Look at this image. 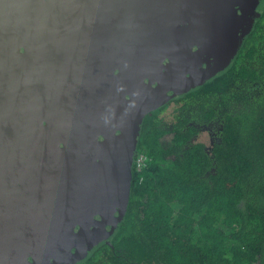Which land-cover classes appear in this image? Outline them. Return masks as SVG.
Masks as SVG:
<instances>
[{"label": "flooded vegetation", "instance_id": "obj_1", "mask_svg": "<svg viewBox=\"0 0 264 264\" xmlns=\"http://www.w3.org/2000/svg\"><path fill=\"white\" fill-rule=\"evenodd\" d=\"M224 1L0 0V221L35 225L41 215H50L58 175L71 179L87 204L98 208L105 191L83 190L78 178L95 174L84 162H105L128 145L129 137L117 138L142 115L132 177L147 118L156 112L167 122L183 98L236 61L237 55L224 71L205 79L213 50L230 51L241 41L238 54L262 21L264 10L254 28L239 37L242 12L222 8L218 3ZM196 126L201 131L192 141L201 142L207 132L210 153L221 139L218 124ZM114 210L118 215L119 207ZM93 218L98 229L102 217L93 213ZM112 225L105 223L108 231ZM115 235L79 264L112 247ZM58 258V264L69 261ZM53 261L49 257L41 264Z\"/></svg>", "mask_w": 264, "mask_h": 264}, {"label": "trees", "instance_id": "obj_2", "mask_svg": "<svg viewBox=\"0 0 264 264\" xmlns=\"http://www.w3.org/2000/svg\"><path fill=\"white\" fill-rule=\"evenodd\" d=\"M247 43L172 121L147 118L114 245L83 264H264V13ZM210 122L209 153L192 138Z\"/></svg>", "mask_w": 264, "mask_h": 264}, {"label": "water", "instance_id": "obj_3", "mask_svg": "<svg viewBox=\"0 0 264 264\" xmlns=\"http://www.w3.org/2000/svg\"><path fill=\"white\" fill-rule=\"evenodd\" d=\"M232 8V0H225L218 3L222 8L231 9L237 15V9L241 10L242 27L239 37L246 35L254 28L255 22L264 10V0H235ZM241 41H236L234 48L230 51L217 49L213 50L211 68L206 70V77H214L224 71L233 63ZM197 85L203 83L196 82ZM142 115L136 119L133 129L124 130L123 135L117 140L129 137L128 145H122L115 154L105 162L85 161L86 169L94 172L78 178L85 186L83 190L101 187L105 191V198L100 203L96 201L98 208H91V204L85 201V193L81 192L71 184V179L58 175L53 180L56 183V190H51L50 215L40 216L35 225L20 224L11 225V222L0 221V264H41L46 263L49 257H53L58 264V256L69 260L66 264H79L86 259L94 247L115 235L124 218L131 185V157L132 151L136 148V142L140 133ZM130 142L132 144L130 145ZM100 145V143H98ZM119 146V144H117ZM115 147V146H114ZM51 187V186H50ZM52 188V187H51ZM115 206L119 207V214L115 215ZM93 213H99L102 217L101 226L98 229L92 227ZM45 218V219H44ZM50 222V223H47ZM113 222L108 231L105 223ZM79 225V230L75 227ZM55 242L56 246L51 250L44 248L51 247ZM76 253H72V248ZM34 258L32 263L28 257ZM53 261V262H55Z\"/></svg>", "mask_w": 264, "mask_h": 264}, {"label": "rangeland", "instance_id": "obj_4", "mask_svg": "<svg viewBox=\"0 0 264 264\" xmlns=\"http://www.w3.org/2000/svg\"><path fill=\"white\" fill-rule=\"evenodd\" d=\"M172 111L170 110L168 112V116H167V121L170 122L173 120V114L174 113H171ZM200 141L205 143L206 145H209V142H210V137H209V134L207 132H203L200 136Z\"/></svg>", "mask_w": 264, "mask_h": 264}, {"label": "built area", "instance_id": "obj_5", "mask_svg": "<svg viewBox=\"0 0 264 264\" xmlns=\"http://www.w3.org/2000/svg\"><path fill=\"white\" fill-rule=\"evenodd\" d=\"M145 159L146 158L144 156H140V158H139V167L144 163Z\"/></svg>", "mask_w": 264, "mask_h": 264}]
</instances>
